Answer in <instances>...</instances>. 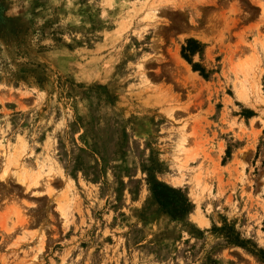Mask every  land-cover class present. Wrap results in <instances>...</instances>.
I'll list each match as a JSON object with an SVG mask.
<instances>
[{"label":"rangeland","instance_id":"1","mask_svg":"<svg viewBox=\"0 0 264 264\" xmlns=\"http://www.w3.org/2000/svg\"><path fill=\"white\" fill-rule=\"evenodd\" d=\"M0 264H264V0H0Z\"/></svg>","mask_w":264,"mask_h":264},{"label":"trees","instance_id":"2","mask_svg":"<svg viewBox=\"0 0 264 264\" xmlns=\"http://www.w3.org/2000/svg\"><path fill=\"white\" fill-rule=\"evenodd\" d=\"M157 188L152 191L153 199L167 211L168 215L178 218L188 212L190 205L179 191L163 185H159Z\"/></svg>","mask_w":264,"mask_h":264},{"label":"bare ground","instance_id":"3","mask_svg":"<svg viewBox=\"0 0 264 264\" xmlns=\"http://www.w3.org/2000/svg\"><path fill=\"white\" fill-rule=\"evenodd\" d=\"M180 7V6H179ZM181 9V8H180ZM153 16V15H152ZM155 16V15H154ZM243 88H245V87H243ZM252 88V87H251ZM253 88H254V90H253ZM252 89H251V91L249 92V89H248V92H249V94H251V95H253V96H255L254 98H259V91H258V89H257V87L256 86H254ZM246 90V89H245ZM249 94H247L244 90H242V88L240 89V90H238V91H236V96H237V98L238 99H240V100H242V101H247V99L249 98ZM25 178V177H24ZM23 178V179H24Z\"/></svg>","mask_w":264,"mask_h":264}]
</instances>
